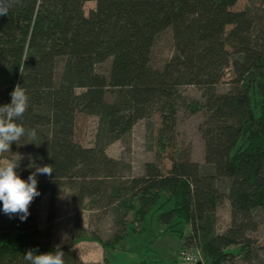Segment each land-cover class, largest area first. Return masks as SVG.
Masks as SVG:
<instances>
[{"label":"trees","instance_id":"obj_1","mask_svg":"<svg viewBox=\"0 0 264 264\" xmlns=\"http://www.w3.org/2000/svg\"><path fill=\"white\" fill-rule=\"evenodd\" d=\"M88 1L95 7L85 15ZM237 1L19 0L0 15V75L7 77L0 106L11 103L16 85L25 88L29 107L17 122L37 132L34 143L27 137L13 142L7 159L21 157L15 171L25 181L37 167L53 170L37 174L40 195L26 220L5 214L0 202V264H29L28 250H60L65 264H82L71 245L51 243L62 191L71 206L110 212L111 239L86 235L80 226L73 238L95 242L105 253L123 250L137 239L131 231L141 235L150 221V239L131 262H112L104 253L102 264H163L152 242L180 223L186 227L177 233L180 249L198 252L196 264H264V245L251 237L264 223V0L234 9ZM167 29L172 54L155 68L152 49ZM109 58L105 77L95 67ZM222 83L228 88L218 92ZM187 86L196 87L201 99L185 97ZM181 110L204 115L198 126L203 165L177 152ZM79 115L97 118L91 147L75 140ZM153 116L158 123L147 122V130L155 129V162L134 176L128 162L109 157L106 149ZM45 194L41 230L32 205ZM223 203L229 222L218 230ZM155 223L165 229L155 231Z\"/></svg>","mask_w":264,"mask_h":264},{"label":"rangeland","instance_id":"obj_2","mask_svg":"<svg viewBox=\"0 0 264 264\" xmlns=\"http://www.w3.org/2000/svg\"><path fill=\"white\" fill-rule=\"evenodd\" d=\"M249 0H238L234 9H242ZM95 3L88 1L84 4L83 10L85 15L94 9ZM173 42L171 31L167 29L160 34L152 49L151 63L155 68H162L164 63L172 54ZM111 59H106L104 62L97 64L96 72L105 77L108 76ZM60 67L57 69L59 72ZM231 71L227 70L224 82L230 77ZM7 82V77L0 75V88ZM228 86L222 83L218 86V92H225ZM183 94L188 99L200 100V92L194 86H187L183 89ZM108 96V95H107ZM107 98H110L109 96ZM204 115L197 113L189 115L184 111H179L176 119V142L177 152L188 154V158L192 162L203 165L204 149L203 141L198 131V126L203 120ZM147 122L152 126H156L158 120L155 116L149 121H138L131 130L130 135L124 142H115L107 147L106 154L114 159H121L131 165V172L134 176L144 174V165L146 163L155 162L154 152L151 148V136L153 134L147 130ZM97 127V118L94 116L79 115L75 124V140L84 147H91L94 141V135ZM0 159H7V154ZM164 166L168 167V160L164 161ZM68 192L62 191L57 200L54 210V220L51 223V243L54 246L71 245L82 262V264H102L105 254L111 261H130L132 254L141 252L143 247L150 239V229H152L150 221L144 224V232L141 235L132 233L131 237L137 238L135 241L125 242L123 250H116L112 254L104 252L101 246L95 242L88 240L73 241L78 234L76 226H80L86 235H98L103 240L111 239L115 226L112 223L110 212L101 210H89L86 207L71 206L67 203L66 196ZM48 195L45 194L40 201L32 205V215L35 217L37 226L43 230L46 227L47 219ZM218 222L217 229H223L229 222L228 205L223 203L216 212ZM130 218V217H129ZM153 229L160 231L165 227L155 223ZM174 232H168L163 236H157L152 242L154 252L161 257L163 264H196V261H190L193 253L184 252L180 249L181 241L177 236L179 232H186V227L183 224H176ZM260 245H264V223H262L256 232L251 234ZM105 253V254H104ZM134 255V254H133ZM142 253H138L137 257L142 258ZM182 257V258H181ZM129 262V263H130ZM196 262V263H195Z\"/></svg>","mask_w":264,"mask_h":264},{"label":"clouds","instance_id":"obj_3","mask_svg":"<svg viewBox=\"0 0 264 264\" xmlns=\"http://www.w3.org/2000/svg\"><path fill=\"white\" fill-rule=\"evenodd\" d=\"M17 3L19 0H0V15H8L9 10ZM10 95L11 103L0 106V158L10 152L13 142L20 144L22 138L27 137V143H34L37 138L35 129H26L17 122L29 107L26 89L18 84ZM17 156L18 159H0V202L5 214L19 215L20 220L24 221L30 214L31 202L40 195L37 174L51 176L53 170L51 165L37 167L25 181L15 171L21 159ZM24 259L29 264H65L64 253L60 250L38 255L33 250H28Z\"/></svg>","mask_w":264,"mask_h":264},{"label":"built area","instance_id":"obj_4","mask_svg":"<svg viewBox=\"0 0 264 264\" xmlns=\"http://www.w3.org/2000/svg\"><path fill=\"white\" fill-rule=\"evenodd\" d=\"M191 253H193V252H191ZM191 255H192V256H190V257H191L190 261H196L197 258H196V256L194 255V253L191 254Z\"/></svg>","mask_w":264,"mask_h":264},{"label":"bare ground","instance_id":"obj_5","mask_svg":"<svg viewBox=\"0 0 264 264\" xmlns=\"http://www.w3.org/2000/svg\"><path fill=\"white\" fill-rule=\"evenodd\" d=\"M188 253H191V252H189V251H187ZM194 253V252H193ZM194 255L196 256V258H197V260H199L200 259V255H199V253L198 252H195L194 253Z\"/></svg>","mask_w":264,"mask_h":264}]
</instances>
